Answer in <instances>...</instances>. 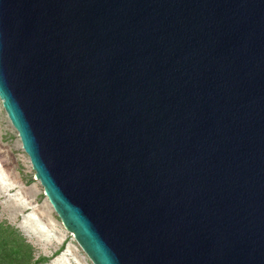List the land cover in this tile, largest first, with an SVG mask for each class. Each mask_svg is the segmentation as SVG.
Wrapping results in <instances>:
<instances>
[{
	"label": "water",
	"instance_id": "obj_1",
	"mask_svg": "<svg viewBox=\"0 0 264 264\" xmlns=\"http://www.w3.org/2000/svg\"><path fill=\"white\" fill-rule=\"evenodd\" d=\"M0 99L94 264H264V0H0Z\"/></svg>",
	"mask_w": 264,
	"mask_h": 264
},
{
	"label": "rangeland",
	"instance_id": "obj_2",
	"mask_svg": "<svg viewBox=\"0 0 264 264\" xmlns=\"http://www.w3.org/2000/svg\"><path fill=\"white\" fill-rule=\"evenodd\" d=\"M0 221L25 238L40 264H94L45 195L1 99Z\"/></svg>",
	"mask_w": 264,
	"mask_h": 264
},
{
	"label": "trees",
	"instance_id": "obj_3",
	"mask_svg": "<svg viewBox=\"0 0 264 264\" xmlns=\"http://www.w3.org/2000/svg\"><path fill=\"white\" fill-rule=\"evenodd\" d=\"M33 247L9 224L0 221V264H40Z\"/></svg>",
	"mask_w": 264,
	"mask_h": 264
}]
</instances>
